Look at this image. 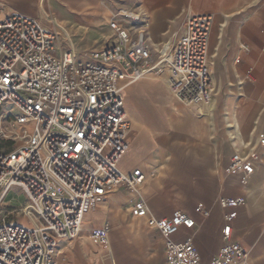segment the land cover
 <instances>
[{
	"label": "built area",
	"instance_id": "built-area-1",
	"mask_svg": "<svg viewBox=\"0 0 264 264\" xmlns=\"http://www.w3.org/2000/svg\"><path fill=\"white\" fill-rule=\"evenodd\" d=\"M211 23V13H187L182 33L159 52L169 69L168 89L182 100L206 101L214 87L207 53ZM108 26L113 43L85 54L73 47L58 54L53 30L18 11H0V105L16 107L12 122L25 130L23 143L0 149V264H72L65 245L81 236L87 202L121 188L136 197L130 214L162 235L165 264H247V249L231 239L243 197H217L222 243L203 262L191 236L173 238L181 228L196 227L194 216L182 209L151 214L140 198L147 175L117 167L114 156L130 126L123 88L152 63L153 48L144 21L132 29L112 15ZM251 75L248 69L246 77ZM258 144L264 147V136ZM259 158L254 146L234 151L223 170L240 171L245 179ZM12 187L24 194L20 206L5 200ZM195 210L202 217L210 212L201 202ZM110 230L104 221L88 237L103 247Z\"/></svg>",
	"mask_w": 264,
	"mask_h": 264
},
{
	"label": "crops",
	"instance_id": "crops-1",
	"mask_svg": "<svg viewBox=\"0 0 264 264\" xmlns=\"http://www.w3.org/2000/svg\"><path fill=\"white\" fill-rule=\"evenodd\" d=\"M111 8L131 9L140 20L145 18V35L158 49L174 34L178 38L187 13L212 14L207 53L214 87L209 99L201 103L179 100L167 86L169 69L166 79L155 72L157 65H151L123 88V108L130 126L114 158L122 172L139 168L147 175L141 189L144 197L159 191L156 184L166 185L169 202L159 201V196L151 198L146 202L151 214L168 216L182 209L194 216L196 227L181 228L173 238L191 236L203 262L222 243V209L217 197H243L245 206L237 209L231 239L247 249V264H264V147L258 144L264 136V0H0V11H18L53 30L58 54L71 47L85 54L108 45L113 35L108 26L114 15ZM248 69L252 70L250 78L246 77ZM253 146L260 158L250 177L242 179L240 171L224 172L232 152ZM152 167L158 171L154 178ZM196 171L200 172L198 180ZM110 193L104 202L90 199L82 219V232L88 235L108 218V245L101 247L90 239L85 252L76 239L71 250L65 245L67 259L72 264H115L116 247L133 254L142 245L151 256L159 254L160 264H165L160 232L128 210L131 191L121 188ZM191 200H196L192 206ZM197 202L210 209L207 217L196 212ZM86 211L98 214L87 219ZM117 229L121 234H112ZM150 234L158 237L157 245Z\"/></svg>",
	"mask_w": 264,
	"mask_h": 264
},
{
	"label": "rangeland",
	"instance_id": "rangeland-1",
	"mask_svg": "<svg viewBox=\"0 0 264 264\" xmlns=\"http://www.w3.org/2000/svg\"><path fill=\"white\" fill-rule=\"evenodd\" d=\"M111 9H112V12L114 13V15L116 17L120 18L121 20H124L128 24V26H130L132 29H134L135 28L134 26L137 25L140 21L145 20V18L141 19V20H135V19H131V18H127L125 16L119 15L118 11H120L121 8H119V9L118 8L117 9L111 8ZM124 9H127V8H124ZM176 38H177V34H174L171 37V39L169 37V39H167V40L171 41V43H173L176 40ZM148 40H149V42L153 48V59H152V63L147 68H149L151 65H157L154 67L155 72H157L160 76H163L167 79V76H168L167 62L161 60L157 46L153 43V41H151L150 39H148ZM113 41H114V36L112 35L109 37L108 44L113 43ZM135 81H136V79L133 82H135ZM133 82H130L128 84H131ZM141 98L144 99L145 97L143 95H141ZM260 100H261V98H260ZM17 110L18 109L16 107H14L10 104L0 105V149L11 150V149L15 148L17 145H20L21 143H23L25 141V130L23 128H20L19 126H16L12 122L13 114ZM230 129H233V128H230ZM231 132L233 133L234 131H231ZM213 140H216L215 136H213ZM219 153H221V150L219 151ZM219 153H216V156H218ZM155 164L158 165L157 162ZM151 169L155 171L154 175H152V177L154 178L155 175L157 174L156 172H158V171H157L156 167L155 168L152 167ZM199 173L200 172H198V171L195 172V174H196L195 179H197V177H199ZM165 186L166 185L164 183H161V185L156 184V187L159 189V191H155V193L151 194L150 196H145V197L141 194L140 198H142L145 202H147V204H149V201L151 200V198H156L157 196H159L156 199H158L159 201L162 200L163 202L168 203L169 199L166 197L165 192H164V190L166 189ZM201 186H203V185H201ZM204 186H206V185L204 184ZM142 187H141V189H142ZM109 194H112V193H109ZM109 194L104 195L102 197H96L94 200L96 202H104L106 197H108ZM130 198L132 201L136 199V197H134V192H131ZM5 200L7 201V203H9L12 206H20L24 202L25 197H24V194L21 193L17 187H12L7 192V194L5 196ZM195 201L196 200H191L190 206H192ZM121 202H124V201H121ZM244 206H245V200H244V205L242 207H244ZM94 207H95V205L89 204V208H94ZM122 210L126 211L124 206H122ZM125 213H128V212L126 211ZM107 219L105 221H108ZM112 234L120 235L121 233L119 232V229H117V230H113ZM149 237H150L153 245H157L156 243L158 241V237L156 236V234H153V235L150 234ZM129 238L131 239V237H129ZM115 251H116V255H117V260H116L115 264H160L159 254L154 252V253H152V256H151V254H149V251L146 249V247H143L142 245H139L135 248V251L133 252V254H136V255L129 254L128 249L122 250V249L116 247Z\"/></svg>",
	"mask_w": 264,
	"mask_h": 264
},
{
	"label": "bare ground",
	"instance_id": "bare-ground-1",
	"mask_svg": "<svg viewBox=\"0 0 264 264\" xmlns=\"http://www.w3.org/2000/svg\"><path fill=\"white\" fill-rule=\"evenodd\" d=\"M120 15H124V16H126V17H128V18H131V19H138V18H140V15L137 13V12H135V11H132V10H120L119 12H118ZM171 43V41H167L166 43H164V44H162V45H166V44H170ZM208 47V46H207ZM158 51L159 52H162V46L158 49ZM148 70V68H146L145 70H143V72L139 75V77L136 79V80H138L146 71ZM212 91V90H211ZM211 93V92H210ZM174 94V93H173ZM175 95V94H174ZM211 95V94H210ZM176 96V95H175ZM177 97V96H176ZM210 97V96H209ZM178 98V97H177ZM179 100H181V101H183V102H191V101H185V100H182V99H180V98H178ZM209 99V98H208ZM123 106H124V104H123ZM235 172H237V171H235ZM235 172H233V173H235ZM248 177H250V176H248ZM247 177V178H248ZM87 210V209H86ZM84 214V213H83ZM96 214H98V213H92V214H89L88 213V211H86V213H85V218H87V219H93V218H95V215ZM102 215V214H101ZM137 218H142V217H137ZM82 219H83V217H82ZM84 220V219H83ZM87 222V221H86ZM81 225H82V221H81ZM87 225V224H86ZM84 227V226H83ZM88 227V226H87ZM86 227V228H87ZM78 239V241L81 243V245H82V247L84 248V251L85 252H87L88 251V245H90V243H92L91 242V240H90V238L88 237V235L85 233V231H83L82 233H81V236L79 237V238H77ZM76 240V239H75ZM71 245V246H70ZM108 245V242H107V244L105 245V246H107ZM66 246H69V249L71 250V247L72 246H76V242L73 240V241H69V242H67V245ZM74 251V250H73ZM73 251H71V252H73ZM74 253V252H73ZM78 253V252H77ZM75 255H76V253H75ZM82 256V255H81Z\"/></svg>",
	"mask_w": 264,
	"mask_h": 264
}]
</instances>
